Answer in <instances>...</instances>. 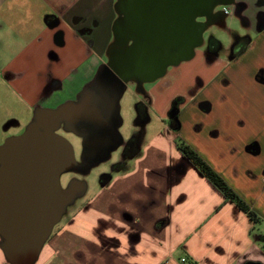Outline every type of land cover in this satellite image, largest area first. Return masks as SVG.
<instances>
[{
	"label": "crops",
	"instance_id": "obj_1",
	"mask_svg": "<svg viewBox=\"0 0 264 264\" xmlns=\"http://www.w3.org/2000/svg\"><path fill=\"white\" fill-rule=\"evenodd\" d=\"M117 2L0 0V138L23 132L37 108L77 100L92 85L108 62ZM230 7L213 23L228 28V44L195 49L155 81L127 83L133 124L120 153H111V169L53 230L36 264H182L183 256L264 264V0ZM178 141L258 220L200 173ZM0 264H8L1 247Z\"/></svg>",
	"mask_w": 264,
	"mask_h": 264
},
{
	"label": "water",
	"instance_id": "obj_2",
	"mask_svg": "<svg viewBox=\"0 0 264 264\" xmlns=\"http://www.w3.org/2000/svg\"><path fill=\"white\" fill-rule=\"evenodd\" d=\"M127 2L128 16L115 20L108 62L92 85L77 100L37 108L22 133L0 144V247L8 264H36L68 207L86 193L85 180L74 177L64 187L62 174L87 173L122 145L120 99L127 83L155 81L190 59L209 24L196 18L234 0ZM60 129L82 138L81 161Z\"/></svg>",
	"mask_w": 264,
	"mask_h": 264
},
{
	"label": "rangeland",
	"instance_id": "obj_3",
	"mask_svg": "<svg viewBox=\"0 0 264 264\" xmlns=\"http://www.w3.org/2000/svg\"><path fill=\"white\" fill-rule=\"evenodd\" d=\"M225 6V5H224ZM224 6H221L223 8H219L221 10L224 9ZM229 10L232 11L230 5H226ZM234 13V11H232ZM229 18V16H228ZM234 18H235V22H237L238 26H243L241 21H238V18L236 16V14H234ZM228 26H232V28H236V25H231V20L228 21ZM228 29V28H227ZM223 28V27H218V25L216 24H210L207 28V30L205 31V37H206V41L208 42L210 39V36L213 35L214 37H216L218 40L222 41V43L228 44L230 42V33L229 31ZM131 90H127L124 94V96L121 99V115L123 118V125L121 126L120 130L123 134V136H127L131 131V125L133 124V122L130 120L131 115H132V111L130 110L131 108ZM9 131V130H8ZM24 131V130H23ZM61 135H63L64 137H66L68 140H70L74 146L75 149V154L76 157L78 159V161H81V155H82V138L73 134L72 132H68L65 131L64 129H60L58 131ZM8 133H11V131H9ZM22 133V132H21ZM7 138V136H1V140H0V144H2L4 142V140ZM120 152L116 150L115 154L118 155ZM112 164L109 161L100 163L96 166H92L90 167V169L88 170L87 173H80V172H75V177L83 179L86 181L87 183V190H86V195L81 196L79 198L76 199V201L70 205L66 211V213L64 214L63 218L61 219V221L55 226L54 230L58 227L59 224L65 222L67 220V218L69 217V215L71 214L73 207L76 205H80L82 202H84L86 200L87 197H89V194L93 191V189L95 187H97V185L99 186L100 179L102 174H104V172L107 170V168L109 167L111 169ZM74 172H66L63 173L61 176V183L64 187H66L68 185V183L70 182V180L73 178L72 174ZM186 257V256H183ZM188 261L190 262H194L193 260L189 259L188 257H186Z\"/></svg>",
	"mask_w": 264,
	"mask_h": 264
},
{
	"label": "trees",
	"instance_id": "obj_4",
	"mask_svg": "<svg viewBox=\"0 0 264 264\" xmlns=\"http://www.w3.org/2000/svg\"><path fill=\"white\" fill-rule=\"evenodd\" d=\"M182 154L202 173L227 199L233 201L242 211L253 219L258 220L257 213L242 199V197L214 170L190 145L178 141Z\"/></svg>",
	"mask_w": 264,
	"mask_h": 264
},
{
	"label": "flooded vegetation",
	"instance_id": "obj_5",
	"mask_svg": "<svg viewBox=\"0 0 264 264\" xmlns=\"http://www.w3.org/2000/svg\"><path fill=\"white\" fill-rule=\"evenodd\" d=\"M128 0H123V2L121 3V5H122V13L121 14H119L122 18H127V16H128V13H129V4H128V2H127ZM221 6H224V5H221V4H217L215 7H214V9H213V11H212V13L209 15V18H207V17H205V16H198L197 18H196V20L197 21H207L209 24H208V26L210 25V24H213L214 22H217V23H221L220 22V19H221V14H222V12L223 13H229V11L227 10V6H224V9L223 10H221V9H219V8H223V7H221ZM214 25V24H213ZM208 28V27H207ZM225 29H227V27L225 28ZM207 30V29H206ZM245 37H242V38H237L235 41H234V43H233V47L236 49V48H238L237 46L238 45H240V43L241 42H244L245 40ZM132 43V40H130V41H127L126 43H125V45L127 46V45H130ZM220 44H221V41L220 40H218L216 37H214L213 35H211L210 36V39H209V41L207 42L206 41V37H205V32H204V41H203V43H202V45H200L199 47H201V46H204V45H208V47H211V48H218L219 46H220ZM242 44V43H241ZM199 47H197V48H199ZM196 48V49H197ZM235 52H236V50H234ZM234 52V53H235ZM172 122H173V120H172ZM126 148H128V146H126ZM72 176H73V178L76 176L75 175V173H73L72 174Z\"/></svg>",
	"mask_w": 264,
	"mask_h": 264
},
{
	"label": "built area",
	"instance_id": "obj_6",
	"mask_svg": "<svg viewBox=\"0 0 264 264\" xmlns=\"http://www.w3.org/2000/svg\"><path fill=\"white\" fill-rule=\"evenodd\" d=\"M180 262L182 264H197L196 262H190V261H188L186 257H181L180 258Z\"/></svg>",
	"mask_w": 264,
	"mask_h": 264
}]
</instances>
